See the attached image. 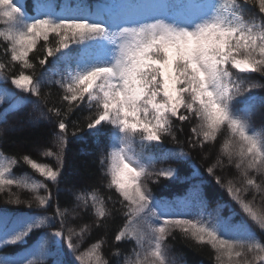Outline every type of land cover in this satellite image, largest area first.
<instances>
[{
	"label": "trees",
	"instance_id": "16d2710c",
	"mask_svg": "<svg viewBox=\"0 0 264 264\" xmlns=\"http://www.w3.org/2000/svg\"><path fill=\"white\" fill-rule=\"evenodd\" d=\"M197 1L235 28L226 45L235 96L213 110L183 91L177 113L154 127L157 140L138 134L132 154L155 168L152 196L199 202L198 221L165 238L179 264H264V0ZM76 2L92 15L121 0H0V264H155L112 182L114 128L95 125L102 105L61 66L65 44L76 43L70 63L92 58L80 43L106 29L103 19L56 14Z\"/></svg>",
	"mask_w": 264,
	"mask_h": 264
},
{
	"label": "rangeland",
	"instance_id": "374dc122",
	"mask_svg": "<svg viewBox=\"0 0 264 264\" xmlns=\"http://www.w3.org/2000/svg\"><path fill=\"white\" fill-rule=\"evenodd\" d=\"M173 1L121 0L116 10L102 5L100 12L92 15L84 4L76 2L56 13L79 19L103 18L107 24L102 36L81 43L87 56L95 49L92 58L89 55L70 63L69 50L74 44H66L61 62L66 77L102 105L103 113L95 125L108 122L114 128L112 182L135 211L145 231L148 257L155 264H179L165 238L174 228L194 225L201 212L192 193L176 205L150 194L146 181L155 168L133 156V143L138 134L157 140L154 127H165L167 115L177 113L183 91L214 110L230 102L236 90L226 54L227 35H234L235 28L208 5L196 0L185 4ZM51 10L46 7L41 13ZM146 36L150 40H145ZM151 41L161 46L164 62L150 56ZM177 61L184 67L178 68ZM231 65L239 71L252 70L242 59H234ZM7 221L0 217V227Z\"/></svg>",
	"mask_w": 264,
	"mask_h": 264
},
{
	"label": "bare ground",
	"instance_id": "6f19581e",
	"mask_svg": "<svg viewBox=\"0 0 264 264\" xmlns=\"http://www.w3.org/2000/svg\"><path fill=\"white\" fill-rule=\"evenodd\" d=\"M104 6H106V5H104ZM103 21L105 22V19H103ZM63 48V47H62Z\"/></svg>",
	"mask_w": 264,
	"mask_h": 264
}]
</instances>
